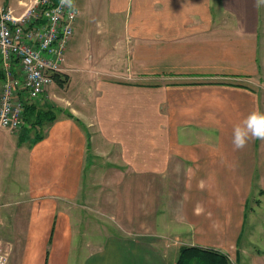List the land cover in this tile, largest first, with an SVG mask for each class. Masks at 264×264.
Returning a JSON list of instances; mask_svg holds the SVG:
<instances>
[{"label":"crops","instance_id":"crops-1","mask_svg":"<svg viewBox=\"0 0 264 264\" xmlns=\"http://www.w3.org/2000/svg\"><path fill=\"white\" fill-rule=\"evenodd\" d=\"M38 1L0 0V9L20 17ZM92 3L74 6L70 50L94 52L88 72L97 61L118 66L92 78L93 100H103L91 118L53 83L42 99L63 112L40 140L25 124L0 127V176L17 181L0 192L8 264H175L180 248L192 246L233 264H264V141L232 145L233 126L264 111V6ZM63 69L70 77L66 62ZM2 81L0 58V91ZM115 215L138 230L117 232Z\"/></svg>","mask_w":264,"mask_h":264},{"label":"built area","instance_id":"built-area-1","mask_svg":"<svg viewBox=\"0 0 264 264\" xmlns=\"http://www.w3.org/2000/svg\"><path fill=\"white\" fill-rule=\"evenodd\" d=\"M72 1L39 0L20 17L0 9L1 128L19 131L24 103L38 100L54 83L52 76L64 73L65 52L77 17ZM10 254L11 244L0 238V264H8Z\"/></svg>","mask_w":264,"mask_h":264},{"label":"rangeland","instance_id":"rangeland-1","mask_svg":"<svg viewBox=\"0 0 264 264\" xmlns=\"http://www.w3.org/2000/svg\"><path fill=\"white\" fill-rule=\"evenodd\" d=\"M72 2H73V5L75 4L74 6H76V8L79 10L80 7L85 6L86 0H73ZM212 2L214 3V0H212ZM106 4H107V0H93V3L90 6L107 7L108 5H106ZM102 20L103 19H101V21ZM93 38L96 40L100 39V37H98V36H96V37L93 36ZM70 45L71 44L69 43L67 48H66V52H65V60L66 61L65 62H66V66L69 67V69H72V71L68 72L71 79H70V77H68V80H67L64 88H59L56 84H53V85H55V88L57 90V94L59 95L60 98L68 100L72 104V107L76 111H78V113L81 114L82 117H84L85 119L91 118L93 104H95V103L99 104L103 100V97H101L99 100H96V102L93 100V97H95V91H94V87L92 86L91 80L94 77L101 76L105 72L112 71L113 66L114 65L118 66V63L111 66L110 63H108V62L107 63L104 62L101 64L100 62L97 61L96 63L94 62V65L96 68L93 70V72L92 73L88 72L90 69V64H91L88 61V57L90 55L95 56L94 52H92L88 48V46L85 45V46H82L80 48V52H76L77 53L76 54L75 53L76 50L75 51L70 50ZM100 50L103 52H107V51H109V48L102 47ZM132 59H133V61L135 60L134 58H132ZM106 65H107V67L109 66V69L108 70L102 69V68H105ZM66 72L64 71L63 75L67 76V74H65ZM43 95L38 100L35 101L39 105V107L40 106H43V107L56 106V105H54L53 102L48 101L46 98L42 99V98H44ZM152 113H154L153 110H152ZM93 131H94V129H90L89 133H92ZM25 132L27 133V135H29V129H24V133ZM23 135H25V134H23ZM149 177H151V176H149ZM0 178H1L0 179V192H4V193H7L5 191V189L8 188L9 184H14L15 182H17V181H15V178L12 174H9V175L6 174L4 176L1 175ZM135 182H137V181H135ZM16 184H19V183H16ZM18 186H20V185H18ZM11 189L13 190L12 193H14V192L16 194L19 193L18 190L17 191L14 190V186H12V185H11ZM121 193H122V191H121ZM130 193H131V196H133L134 198H137L136 200H138V195H139L138 191H135V193L133 191H131ZM3 201H5V200H3ZM115 216H116L117 221L115 224H113V223L112 224L116 226L114 229L117 232H118V228L120 227L119 225H121L122 227L125 226L129 229L132 228L134 230H138L139 223L120 222L121 217L119 215H115ZM246 221L247 222L245 223L244 232L249 230V225H250L248 218ZM260 221H261V223H264V215L260 218ZM112 224L109 223V224H105V225L111 229Z\"/></svg>","mask_w":264,"mask_h":264},{"label":"trees","instance_id":"trees-1","mask_svg":"<svg viewBox=\"0 0 264 264\" xmlns=\"http://www.w3.org/2000/svg\"><path fill=\"white\" fill-rule=\"evenodd\" d=\"M56 2L57 0H53ZM2 73V79H3ZM54 83L60 87L64 88L68 76L63 74H55L52 76ZM63 110L56 107H43L36 102H25L23 110V123L25 126L37 130V135L35 140H40L42 138L43 126L52 123L59 113ZM69 117H72L68 114ZM23 124V125H24ZM23 127V126H22ZM38 129L40 131H38ZM175 264H232L229 257L217 250L211 248H202L197 246L192 247H182L179 250L178 257Z\"/></svg>","mask_w":264,"mask_h":264},{"label":"clouds","instance_id":"clouds-1","mask_svg":"<svg viewBox=\"0 0 264 264\" xmlns=\"http://www.w3.org/2000/svg\"><path fill=\"white\" fill-rule=\"evenodd\" d=\"M255 6H264V0H255ZM252 140L264 141V111L254 110L233 126L232 145L234 150L244 149ZM179 166H177V169Z\"/></svg>","mask_w":264,"mask_h":264}]
</instances>
